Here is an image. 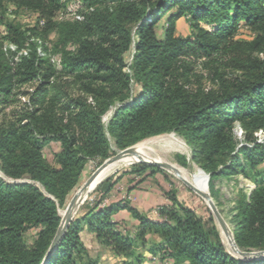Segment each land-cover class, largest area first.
I'll return each mask as SVG.
<instances>
[{
    "label": "trees",
    "instance_id": "obj_1",
    "mask_svg": "<svg viewBox=\"0 0 264 264\" xmlns=\"http://www.w3.org/2000/svg\"><path fill=\"white\" fill-rule=\"evenodd\" d=\"M85 1L81 21L57 22V13L74 9L65 0H0L1 10L30 11L42 23L23 30L0 19L5 41L27 45L14 62L0 49V264H97L85 260L84 230L116 256L132 255L133 239L151 232L157 253L171 264H264L229 255L215 229V235L206 231L175 192L164 194L169 205L158 208V221L128 202L103 204L118 179L102 186L99 202L69 225L44 261L60 224L58 206L78 187L88 161L100 164L114 153L109 139L125 150L169 133L183 139L191 162L209 176L216 206L217 179L238 174L253 182L248 193L237 184L233 240L241 251L264 250V173L257 170L264 165V145L253 138L264 128V62L227 86L189 83L202 60L228 58L249 66L261 38L246 43L234 37L240 26L264 36V0ZM180 20L189 26L187 37L176 36ZM49 33L55 35L50 48L40 42ZM53 57L60 58L57 67ZM25 86L32 91H23ZM110 109L105 128L102 117ZM235 124L244 131L240 146ZM51 142L60 146L57 168L42 154ZM152 169L163 173L144 164L131 173ZM119 211L138 222L134 237L113 221ZM32 230L36 240L26 245Z\"/></svg>",
    "mask_w": 264,
    "mask_h": 264
},
{
    "label": "rangeland",
    "instance_id": "obj_2",
    "mask_svg": "<svg viewBox=\"0 0 264 264\" xmlns=\"http://www.w3.org/2000/svg\"><path fill=\"white\" fill-rule=\"evenodd\" d=\"M65 1L67 6L72 7L74 9L72 11H69L68 9H63L61 12L57 13L55 16V20L57 22H60L62 20L70 21L74 16L80 15V13L85 11V9H82L85 6V0ZM0 19H2L3 21L10 22L16 26H19L23 30L37 27L41 28L42 24H39L37 22L38 19L36 14L26 10L17 11L12 7H6V9L3 10L0 9ZM159 28L160 25L158 27V35H160ZM189 34L190 29L188 24L184 20L178 21L176 24V36L187 37L189 36ZM3 35V28L0 26V49L4 53V56L7 60L13 62L17 61L20 54L25 55L27 53V49H25L27 45L25 48L20 49L17 45L9 41H5L3 39ZM258 38H261V44H259L256 50L251 52V60L249 66L246 64L238 65L232 63V61L228 58H217L209 61L202 60L200 62H197V64L194 66V76L189 78L190 85L192 87L202 86L205 89H216L222 86L232 84L243 76H247L248 74L254 73L255 71L257 72L259 69L257 70L255 69V67L258 65V63L264 62V36L251 31L249 28L240 26L234 37L235 41L246 43L256 42ZM54 41V33H49L46 37H42L40 42L46 44L50 48L51 43ZM38 53L40 54V56H43L39 48ZM130 59L131 57H128V60ZM59 60V57H53V61L51 63L55 67H57L59 64ZM22 90L25 92H31L32 87L25 86ZM21 102H26V98H21ZM112 111L113 110L110 109L102 117V123L105 128L107 127L108 121L112 116ZM234 135L236 140L238 141V145L240 146L244 142V131L238 124H235L234 126ZM161 137H164L167 142L175 141L176 145H174L172 148H167L164 142L152 141L156 140V138ZM253 138L255 139L256 143L264 145V128L254 133ZM109 142L111 150L114 153L107 159L112 158L118 152L123 151L114 147L111 139H109ZM140 143H146L144 155L148 160L168 162L191 172L194 171V169L202 171L191 162V151L189 147L185 144L182 138H180L174 133L150 137L130 147L134 148ZM59 152L60 146L58 143L55 142L49 143L42 150L43 158L53 168H57L55 155ZM104 161H102L100 164L98 163V161L94 160H90L87 162L78 187L70 196H68L65 205L58 206V214L60 216V219L62 218V212L64 213L68 203L73 198V196L78 192L84 182L103 164ZM185 162L186 166H183L182 163ZM140 165L141 164L135 163L109 175V177L105 181L98 185L88 195L85 202L80 205V207L76 210L72 223L75 221L82 220L83 216L88 212V210L91 209L97 202H99V199L102 196V191H100V189H102V186L108 180L118 179V183L115 185L113 191L104 197L105 202L103 204L121 199L122 202H128L129 204L133 202V204H137V207H141L139 203L144 202L145 196L152 195L153 200H156V198L163 199L166 201V204L169 205V201L166 199L164 194L169 191L175 192L178 200L190 210H192L202 220L203 226L206 231H208L212 235H215L212 231V229H215V233L218 235V238L227 253L232 257L237 258L233 254V249L229 250L224 244L220 227L218 226L205 200H203L192 190L188 189L170 172L162 170L163 173H158L152 169L141 174L140 176L133 175L131 172L138 168ZM257 170L264 173V165L259 167ZM237 184H239L241 187H244L246 193H248L254 188V184L249 178H244L242 175L238 174L232 175L228 179H217L214 183L219 196V206L217 205L216 207L224 222L226 223L228 229L230 230V234H232V237L234 229L232 221L234 208L233 198H237L239 190ZM132 190L136 191L133 195L130 194ZM207 192L210 196L208 185ZM212 201L214 202L213 199ZM153 209L151 208L145 215L150 214ZM125 227L126 229L124 230L126 234L130 235L131 237H134V235L137 234L138 225L126 224ZM83 228H85V226ZM36 236L37 231L35 230L27 232L24 236L25 244L31 245L36 240ZM81 240L87 250V256L85 257V260L86 258L90 260H95L97 261V264H171L168 258H162L163 256L157 253L156 243L158 241V238L151 232L147 233L146 237L143 240H140L138 238L133 239V254L128 256H116L106 248L99 246L95 242L93 235L88 233L86 230L82 232ZM137 259L139 260V262H137Z\"/></svg>",
    "mask_w": 264,
    "mask_h": 264
},
{
    "label": "water",
    "instance_id": "obj_3",
    "mask_svg": "<svg viewBox=\"0 0 264 264\" xmlns=\"http://www.w3.org/2000/svg\"><path fill=\"white\" fill-rule=\"evenodd\" d=\"M132 148H127L123 151L118 152L117 154H115L112 158L107 159L106 161L103 162V164L84 182V184L80 187V189L78 190V192L73 196V198L70 200V202L68 203L66 210L64 211V216L61 218L60 220V224L58 226V229L56 231V234L50 244V247L48 249L47 255L45 256L44 261H46L50 254L52 253V251L56 248L59 240L61 239V237L63 236L64 232L66 231V229L69 227V225L72 223L73 221V217H74V212L75 210L82 205L85 200L87 199L88 195L98 186L100 185L103 181H105L108 177L106 176L105 178L98 180L99 175L112 163L118 162L119 160H121L122 158L126 157L127 155L132 153ZM137 164H144L147 166H152V167H156L159 168L163 171H167L169 170V165L160 161H152V160H148V159H143L138 157V161ZM201 173L204 175L205 178V182H206V187L208 185V181H209V176L206 175L205 173H203L201 171ZM98 180V181H97ZM184 185L192 190L193 192H195L197 195H199L203 200H205L208 203V207L213 215V217L215 218L218 226L220 227V229L222 230V232L224 234H228V232H230V230L228 229L226 223L224 222L223 218L221 217L216 205L214 204V202L212 201L211 197L209 196V194L207 193V195H203L200 194L198 191H196L192 186H190L188 183H184ZM231 233V232H230ZM232 236V234H231ZM232 241H233V237H232ZM233 245L235 247V250L233 251V254L241 260H259V259H264V250L263 251H251V252H246V251H241L235 244V242L233 241Z\"/></svg>",
    "mask_w": 264,
    "mask_h": 264
},
{
    "label": "bare ground",
    "instance_id": "obj_4",
    "mask_svg": "<svg viewBox=\"0 0 264 264\" xmlns=\"http://www.w3.org/2000/svg\"><path fill=\"white\" fill-rule=\"evenodd\" d=\"M152 141L164 142L167 148L168 147L172 148L174 145H176L175 141L174 142L173 141L167 142L166 139H164V137L156 138V140H152ZM145 146H146V143H140V144L136 145L134 148H132L131 154L122 158L118 162L110 164L99 175L98 180H101V179L105 178L106 176L111 175L120 169H123L127 166H130L132 164L137 163L138 157L146 159V157L144 155V150L146 148ZM163 163H166L170 166L168 172H170L174 177H176L183 184L188 183L190 186H192L200 194L207 195L208 192H207L206 182H205L204 175L201 173V171H199L198 169H194V171L191 172L188 170H184V169L180 168L179 166L168 163V162H163ZM76 210H75V212H76ZM75 212H74V214H75ZM61 216L62 217L64 216L63 212H62ZM220 231L222 233V240H223L224 244L227 246V248L229 250L233 249V251H234L235 247L233 245L232 236H231L230 232H228V234L226 235L222 232L221 229H220Z\"/></svg>",
    "mask_w": 264,
    "mask_h": 264
},
{
    "label": "crops",
    "instance_id": "obj_5",
    "mask_svg": "<svg viewBox=\"0 0 264 264\" xmlns=\"http://www.w3.org/2000/svg\"><path fill=\"white\" fill-rule=\"evenodd\" d=\"M135 192H136L135 190H132L130 192V194L133 195ZM110 203L111 204H120V203H122V200L121 199H118V200H115V201L110 202ZM139 204L141 205V207H137L136 206L137 204H133V202L130 203V206H132L133 208H135L140 213H144V215L151 208L153 209V207H154V209L150 212V214H147L146 215L149 219H151L153 221H158L159 220L158 213L156 212L158 210V208L160 206L167 205L166 204V201L163 200V199L156 198V200L155 199L153 200L152 195H149V196L146 195L145 198H144V202L143 203L140 202ZM113 221L117 224V226L121 230H123L124 233H126L125 230H124V229H126V227H125L126 224L138 225V222L135 221L134 219H132L130 217V215L127 212H125V211H119L116 215H114L113 216Z\"/></svg>",
    "mask_w": 264,
    "mask_h": 264
},
{
    "label": "built area",
    "instance_id": "obj_6",
    "mask_svg": "<svg viewBox=\"0 0 264 264\" xmlns=\"http://www.w3.org/2000/svg\"><path fill=\"white\" fill-rule=\"evenodd\" d=\"M73 19L75 21H81L82 20V17H81V15H76V16L73 17Z\"/></svg>",
    "mask_w": 264,
    "mask_h": 264
}]
</instances>
